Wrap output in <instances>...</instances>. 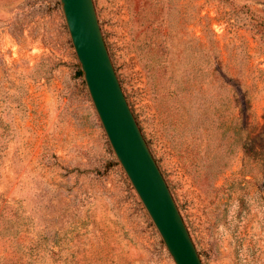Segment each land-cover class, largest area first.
Here are the masks:
<instances>
[{
	"label": "rangeland",
	"instance_id": "rangeland-1",
	"mask_svg": "<svg viewBox=\"0 0 264 264\" xmlns=\"http://www.w3.org/2000/svg\"><path fill=\"white\" fill-rule=\"evenodd\" d=\"M203 264H264V0H94ZM60 0H0V264H175L110 145Z\"/></svg>",
	"mask_w": 264,
	"mask_h": 264
},
{
	"label": "water",
	"instance_id": "water-1",
	"mask_svg": "<svg viewBox=\"0 0 264 264\" xmlns=\"http://www.w3.org/2000/svg\"><path fill=\"white\" fill-rule=\"evenodd\" d=\"M60 2L88 91L117 160L175 264H203L122 90L94 0Z\"/></svg>",
	"mask_w": 264,
	"mask_h": 264
},
{
	"label": "trees",
	"instance_id": "trees-1",
	"mask_svg": "<svg viewBox=\"0 0 264 264\" xmlns=\"http://www.w3.org/2000/svg\"><path fill=\"white\" fill-rule=\"evenodd\" d=\"M80 74H81V75H83V72H82V71H80Z\"/></svg>",
	"mask_w": 264,
	"mask_h": 264
}]
</instances>
